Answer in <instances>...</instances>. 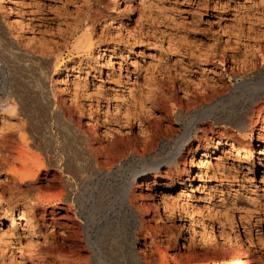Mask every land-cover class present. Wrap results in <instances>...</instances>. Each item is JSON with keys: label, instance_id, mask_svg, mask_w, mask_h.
Masks as SVG:
<instances>
[{"label": "rangeland", "instance_id": "1", "mask_svg": "<svg viewBox=\"0 0 264 264\" xmlns=\"http://www.w3.org/2000/svg\"><path fill=\"white\" fill-rule=\"evenodd\" d=\"M0 77V264H94L90 208L35 198L59 191L68 162L90 181L85 199L95 159L123 161L114 182L128 180L175 152L195 97L205 106L241 85L255 92L235 105L246 130L228 104L175 164L135 177L126 215L97 214L90 234L114 264H264V0H0ZM38 169L28 192L15 172Z\"/></svg>", "mask_w": 264, "mask_h": 264}, {"label": "bare ground", "instance_id": "2", "mask_svg": "<svg viewBox=\"0 0 264 264\" xmlns=\"http://www.w3.org/2000/svg\"><path fill=\"white\" fill-rule=\"evenodd\" d=\"M81 42L79 41L77 43V45L79 46L81 44ZM4 76H5V74H4ZM254 93L255 92L248 85L237 86L235 88V91H233L229 95L214 96L207 104H205V106H202L205 103L204 102L205 96L199 95V96L194 98L193 102L187 104L188 106L186 108H188V110L189 109H195V111H196L195 112L196 113L195 118H193V121L191 120L189 125L186 126L182 135L176 136L177 138H175L176 141H174V143H175V146H177V148L174 147V149H176L175 152L174 153L171 152L172 154H169L168 157L163 158L159 161H155L152 164H150L148 167H144V168L142 167L143 169H141V170H139V169L130 170L129 171V179L120 183V184H115L114 178H116V177H114V175H115V173L120 174V172H122V170L124 168V162L123 161H120V163H118L117 165L115 164V165H112V166L107 167L105 169L97 162L96 159L95 160L93 159L94 161L89 163V165L86 167V169H87V172L92 173L93 175L98 177V180L94 184V186L92 185L93 187L90 189L91 192L88 194L86 199L81 197L80 194L82 193V191H80V190H82V187L84 185L89 186L90 181H88L89 179L87 180V179L83 178L84 169L74 167L72 163L68 162V164L66 166H64L63 170L61 169V174H63V175H61L59 177V180L56 184L58 186L59 191L56 194H53L50 196H47V195L46 196L45 195L39 196V197L35 198V201L37 204H40V205H43V204H47V205L48 204H54L55 205V204L66 203V204H68V206L74 207V208H76V210L78 209V211L82 212V213H83L84 209L89 207L90 213H92V216H89L88 220L86 218L87 222L82 224V226H83V229H82L83 235L82 236H83V241L86 244V248L90 251V253L92 255L88 260H85V261L88 263L90 261H93L94 264H112L113 262L111 260H108L107 258H105L106 256L103 257V255H101L96 250V247H95L94 243L92 242V236L90 234L91 229H94L93 227H96L98 225L97 221H96V215L97 214H99L100 216L103 215L102 216L103 221L111 220L110 215L112 213H116L117 211L119 214L124 213L126 215L128 213V206H129L128 196H129L130 186H131L132 182H134L135 177L137 175L141 176V177H146L145 173L148 171V169L152 170L154 172H157L161 165L170 167L173 164H175V157L179 153V149L181 147V144L187 143L191 134L194 132L195 129H197L198 124L205 122L207 120H213L217 124L222 123V121H221L222 120V118H221L222 113L225 111L226 106L228 104H231V106H230L231 107V113H232V115H234L235 108H236L235 105H238V102L240 100L239 97H242V95H249L250 99H252L254 96ZM238 95H239V97H238ZM39 96L41 97V99L46 100L45 93L41 92ZM3 97H5V96H3ZM7 101H9L8 98H5L4 103ZM48 104H50V103L47 102V105ZM46 111H48V108ZM178 114H179V117L181 115H183L182 109H180ZM234 116H235V119L233 118L234 119L233 124L235 125V127L238 129L244 130L246 128L245 117L240 115V114L234 115ZM61 117L62 116L60 113H58L56 115L58 123L62 119ZM69 120H70V118H69ZM69 120H68V122H69ZM63 122H65V121H63ZM62 124H64V123H62ZM68 127H66V131H69ZM50 136L53 137L52 132H51ZM24 137H25V135H24ZM21 138H23V137H21ZM154 140L155 139H152V138L150 140H147V137H146L143 140V142L149 144V143H152ZM22 143L24 145L26 144V140L24 138L22 140ZM155 146L156 145H154V147ZM152 147H153V143H152ZM53 148H55V146ZM85 149L88 152H90L88 145H85ZM231 149H233V148H231ZM93 155L95 158L96 157H98L99 159L102 158L101 152H98L97 154L93 153ZM138 160H139L140 164H144V161L146 160V156L142 155V156H140V158H138ZM38 166L43 170L45 169L44 165H38ZM86 169H85V171H86ZM17 171L18 172H15V176H16L17 180L20 183H23V184L27 183L28 184V188H29L28 192L32 193L33 191H35V192L39 191V189L34 188L32 185V182L36 181L38 178L39 169L37 171H33V170H23L21 172H19V170H17ZM119 180H121V179H119ZM114 188H117L119 190V195H117L118 196L117 198L112 199L113 197L112 198L109 197L111 195V194H109V192L111 190H113ZM107 193L109 195H107ZM97 220H98V218H97ZM94 222L97 225L96 226H90L89 223H94ZM98 226H100V225H98ZM98 226H97V229H98ZM106 228H107V225H106ZM122 258H123L122 264H128V258L126 256H123Z\"/></svg>", "mask_w": 264, "mask_h": 264}]
</instances>
